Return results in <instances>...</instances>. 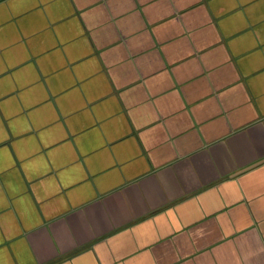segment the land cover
Returning a JSON list of instances; mask_svg holds the SVG:
<instances>
[{"label": "crops", "instance_id": "crops-1", "mask_svg": "<svg viewBox=\"0 0 264 264\" xmlns=\"http://www.w3.org/2000/svg\"><path fill=\"white\" fill-rule=\"evenodd\" d=\"M0 264H264V0H0Z\"/></svg>", "mask_w": 264, "mask_h": 264}]
</instances>
